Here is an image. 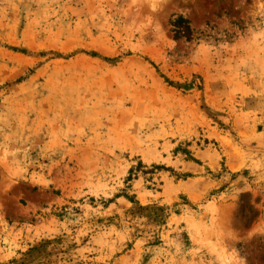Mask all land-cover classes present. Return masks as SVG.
<instances>
[{
	"label": "rangeland",
	"instance_id": "374dc122",
	"mask_svg": "<svg viewBox=\"0 0 264 264\" xmlns=\"http://www.w3.org/2000/svg\"><path fill=\"white\" fill-rule=\"evenodd\" d=\"M0 264H264V0H0Z\"/></svg>",
	"mask_w": 264,
	"mask_h": 264
},
{
	"label": "trees",
	"instance_id": "16d2710c",
	"mask_svg": "<svg viewBox=\"0 0 264 264\" xmlns=\"http://www.w3.org/2000/svg\"><path fill=\"white\" fill-rule=\"evenodd\" d=\"M171 25L173 27V33L176 39L185 38L187 40H191L192 38V28L190 26L189 21L184 18L182 15L177 16L172 20ZM169 82V81H167ZM177 153H182L187 158V161L194 162L196 164H201V161L197 159L194 154L188 149L177 148ZM161 172H169L176 177L177 180H187L191 177L189 173H177L174 169L167 167L165 165L152 164L150 166L144 164L141 160L138 161L136 166H133L130 171L127 179L125 180L127 184V188L123 193V196L128 199L130 202H135V197L129 195L127 192L128 189L131 188V183L136 178L143 177L146 182H152L154 185V177L158 173Z\"/></svg>",
	"mask_w": 264,
	"mask_h": 264
},
{
	"label": "crops",
	"instance_id": "0c3cea01",
	"mask_svg": "<svg viewBox=\"0 0 264 264\" xmlns=\"http://www.w3.org/2000/svg\"><path fill=\"white\" fill-rule=\"evenodd\" d=\"M262 94V93H261Z\"/></svg>",
	"mask_w": 264,
	"mask_h": 264
}]
</instances>
